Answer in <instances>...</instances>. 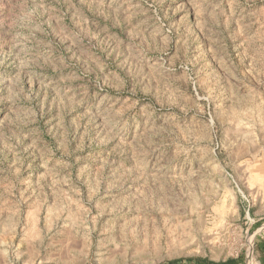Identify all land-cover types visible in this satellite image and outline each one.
Here are the masks:
<instances>
[{
	"label": "rangeland",
	"instance_id": "rangeland-1",
	"mask_svg": "<svg viewBox=\"0 0 264 264\" xmlns=\"http://www.w3.org/2000/svg\"><path fill=\"white\" fill-rule=\"evenodd\" d=\"M36 233L262 264L264 0H0V250Z\"/></svg>",
	"mask_w": 264,
	"mask_h": 264
},
{
	"label": "crops",
	"instance_id": "crops-1",
	"mask_svg": "<svg viewBox=\"0 0 264 264\" xmlns=\"http://www.w3.org/2000/svg\"><path fill=\"white\" fill-rule=\"evenodd\" d=\"M30 229L37 231L35 226ZM33 239L26 241L24 246L14 247L13 251L0 250V264H63L62 262V243L57 242L48 246L43 244L40 234H33ZM57 240V238H55ZM264 264V240L259 244ZM10 253V254H9ZM157 264H244L243 258L226 257L224 259H214L207 255H184L166 258Z\"/></svg>",
	"mask_w": 264,
	"mask_h": 264
},
{
	"label": "bare ground",
	"instance_id": "bare-ground-1",
	"mask_svg": "<svg viewBox=\"0 0 264 264\" xmlns=\"http://www.w3.org/2000/svg\"><path fill=\"white\" fill-rule=\"evenodd\" d=\"M252 263H253V256H252V258H251L249 264H252Z\"/></svg>",
	"mask_w": 264,
	"mask_h": 264
}]
</instances>
